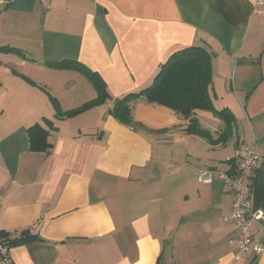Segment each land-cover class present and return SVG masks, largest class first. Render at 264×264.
I'll return each instance as SVG.
<instances>
[{
  "label": "crops",
  "instance_id": "crops-1",
  "mask_svg": "<svg viewBox=\"0 0 264 264\" xmlns=\"http://www.w3.org/2000/svg\"><path fill=\"white\" fill-rule=\"evenodd\" d=\"M211 53L216 109L193 117L212 142L187 130L191 118L140 96L137 127L119 121L114 98L148 87L172 54ZM6 47V48H5ZM97 71L109 98L80 71ZM50 130L48 151L28 129ZM255 144L254 242L264 247V1L0 0V242L13 264H264L235 241L232 193L202 183L201 168L233 170Z\"/></svg>",
  "mask_w": 264,
  "mask_h": 264
},
{
  "label": "trees",
  "instance_id": "trees-1",
  "mask_svg": "<svg viewBox=\"0 0 264 264\" xmlns=\"http://www.w3.org/2000/svg\"><path fill=\"white\" fill-rule=\"evenodd\" d=\"M48 64L57 68H71L82 72L92 82L97 91V96L93 100L66 113L62 111L59 102L53 97L57 114L72 115L93 104L103 103L110 97L106 84L100 74L87 65L77 61ZM212 81L211 53L202 46L187 47L172 54L160 66L152 83L148 87L138 92H130L121 97L114 98L112 112L122 123L137 127L138 124L132 115V102L143 95L149 102L165 106L186 118H191L187 130L212 142L211 132L202 128L197 118L193 117L197 109H203L213 110L221 117L226 118L227 108L218 110L213 104L209 91ZM28 133L31 149L49 150L51 143L49 142L50 130L48 128H45L40 123H35L29 127ZM37 239L34 235H27L16 239L7 238L4 241L10 245L26 243ZM251 262H254V258Z\"/></svg>",
  "mask_w": 264,
  "mask_h": 264
},
{
  "label": "built area",
  "instance_id": "built-area-1",
  "mask_svg": "<svg viewBox=\"0 0 264 264\" xmlns=\"http://www.w3.org/2000/svg\"><path fill=\"white\" fill-rule=\"evenodd\" d=\"M264 1V0H259ZM260 162L255 144L243 145L236 157L234 170L201 168L197 178L202 183H212L215 179L223 181L232 193V211L225 219H232L236 226L235 241L242 254H254V261L264 250L260 243L254 242L250 232L252 220H261L263 212L255 210L252 203L254 172ZM0 264H13L10 256V245L0 242Z\"/></svg>",
  "mask_w": 264,
  "mask_h": 264
}]
</instances>
